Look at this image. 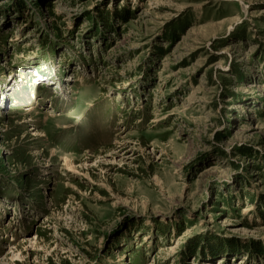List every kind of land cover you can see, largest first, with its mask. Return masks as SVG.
<instances>
[{
  "label": "rangeland",
  "instance_id": "rangeland-1",
  "mask_svg": "<svg viewBox=\"0 0 264 264\" xmlns=\"http://www.w3.org/2000/svg\"><path fill=\"white\" fill-rule=\"evenodd\" d=\"M0 262L264 264V0H0Z\"/></svg>",
  "mask_w": 264,
  "mask_h": 264
},
{
  "label": "bare ground",
  "instance_id": "bare-ground-1",
  "mask_svg": "<svg viewBox=\"0 0 264 264\" xmlns=\"http://www.w3.org/2000/svg\"><path fill=\"white\" fill-rule=\"evenodd\" d=\"M123 147H124V145H119V147H118V150H119V151H118V152H120V153H124V151H125L124 149H125V148H123ZM118 152H117V153H118ZM64 161H65V160H64ZM68 170H71V169L68 168ZM2 262H3V261H2ZM2 262H0V263H2Z\"/></svg>",
  "mask_w": 264,
  "mask_h": 264
},
{
  "label": "trees",
  "instance_id": "trees-1",
  "mask_svg": "<svg viewBox=\"0 0 264 264\" xmlns=\"http://www.w3.org/2000/svg\"><path fill=\"white\" fill-rule=\"evenodd\" d=\"M218 252V251H217Z\"/></svg>",
  "mask_w": 264,
  "mask_h": 264
}]
</instances>
